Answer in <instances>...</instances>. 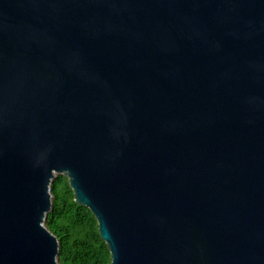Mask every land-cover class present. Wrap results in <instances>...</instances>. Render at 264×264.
<instances>
[{"label": "water", "instance_id": "water-1", "mask_svg": "<svg viewBox=\"0 0 264 264\" xmlns=\"http://www.w3.org/2000/svg\"><path fill=\"white\" fill-rule=\"evenodd\" d=\"M58 174L110 264H264V0H0V264Z\"/></svg>", "mask_w": 264, "mask_h": 264}, {"label": "trees", "instance_id": "trees-1", "mask_svg": "<svg viewBox=\"0 0 264 264\" xmlns=\"http://www.w3.org/2000/svg\"><path fill=\"white\" fill-rule=\"evenodd\" d=\"M52 210L45 225L58 238L59 264H110L111 253L92 211L75 201L69 179L58 174L51 183Z\"/></svg>", "mask_w": 264, "mask_h": 264}]
</instances>
